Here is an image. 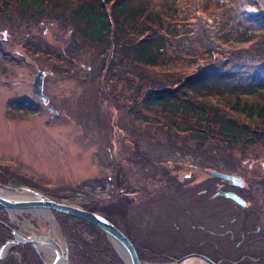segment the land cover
Wrapping results in <instances>:
<instances>
[{"label": "rangeland", "instance_id": "obj_1", "mask_svg": "<svg viewBox=\"0 0 264 264\" xmlns=\"http://www.w3.org/2000/svg\"><path fill=\"white\" fill-rule=\"evenodd\" d=\"M82 1L42 0L31 11L21 10L18 0L0 1V184L80 208L116 193L124 200L113 212L132 239L157 252L174 253L173 261L145 259L142 264H175L176 256L194 250L217 262L264 256V139L245 138L229 147L218 136L203 145L168 133L169 120L143 108L138 96L146 84L144 75L158 80L171 74L161 65L146 73L127 56L124 43L143 37L131 27H122L109 44L83 37L72 17ZM173 1L183 10L171 20L174 32L184 34L180 32L199 18L207 21L212 35L207 43L202 34L185 40L184 47L197 53L220 44L224 58L232 52L247 73L260 69L254 51L245 49L249 44L215 38L212 30L227 33L226 27L239 23L249 27L256 13L264 17V0H249L255 6L246 0H195L197 18L187 10L194 0ZM260 35L264 37V29ZM169 40L184 51L180 42L175 46ZM253 48L263 50L264 39ZM174 55L169 46L167 56ZM39 71L44 72L46 104L32 93ZM211 96L216 107L227 110L225 95ZM14 99H26L31 108L13 110L8 102ZM232 116L247 122L245 116ZM204 170L238 175L243 186L211 180ZM218 189L237 192L246 207L236 209L228 198L212 196ZM3 211L15 233L25 238L48 235L54 223L67 247L53 212ZM256 227L262 229L256 242L236 246L241 233ZM254 238L248 234L246 239Z\"/></svg>", "mask_w": 264, "mask_h": 264}, {"label": "trees", "instance_id": "obj_2", "mask_svg": "<svg viewBox=\"0 0 264 264\" xmlns=\"http://www.w3.org/2000/svg\"><path fill=\"white\" fill-rule=\"evenodd\" d=\"M41 2L42 0H18V5L23 11H31L39 7ZM177 2L173 0L170 2L166 0H83L73 12L72 17L73 22L81 25V35L97 43L101 41L109 44L110 37H115L118 31L122 32L124 26L131 27L132 31L135 30L137 34L143 36L136 42L126 41L124 50L127 48V56L140 67L146 68V73L152 72L153 68L161 65L166 68L165 72L171 74V77L167 75L165 79L160 78L161 80L144 75L142 79H145L146 84L143 91L139 90L141 93L138 96L143 108L156 111L165 120H169L166 123L170 127L167 129L168 133L176 136L184 135L186 139L203 145L210 144V141L218 136L229 147L240 144L245 138H250V141L257 138L263 140L264 49H254L253 45L258 42V39H264L260 35L264 29V17L256 13V19L252 20V25L247 27L239 23L237 27L228 26L224 29L227 33L212 30L215 38L221 37L227 41L249 44L245 49L254 51V54H251L261 66L255 73L250 74L242 65L234 62L236 57L232 55V52L224 58L223 52L219 50L220 44L208 45L205 52L197 53H192L190 47H184L185 40L192 41L202 34L201 37L207 43L209 42L207 36L212 37V35L207 21L193 16L198 6L195 0L187 10L190 12L189 16L197 18L196 24L180 32L184 34L174 32L175 25L171 20L175 21L178 13L183 12L180 3L177 4ZM247 2L255 6L249 0H246ZM228 16V20L231 16L233 17L230 12ZM234 19L237 23L240 22V19ZM171 38L175 46L180 42L184 51L175 49L171 44L172 41L169 40ZM169 46L174 49L176 54L174 57L167 56ZM214 57H218V61H215L217 58ZM213 92L225 95L224 106L227 110L221 109L218 105L216 107L212 103L215 94L211 96ZM8 103L13 110L25 111L30 107L26 105L28 104L26 99H14ZM232 115L245 116L247 122H240ZM209 178L222 182L217 178L210 176ZM212 196L218 197L216 193ZM123 200L124 198L115 193L109 200L105 198L95 201L94 204L84 206L82 209L98 213L121 230L134 244L139 260L173 261L174 253L167 255L162 250L157 252L151 246H142V243L132 239L130 230H127V226L122 224L117 219V214L113 212L115 207L122 205ZM3 210L0 207V245L12 239L11 230H15V226L10 223ZM52 212L70 254L69 264H125L106 234L96 226L75 217ZM178 257L180 255L176 256ZM31 263L41 264V257L32 246L26 244L10 245L0 261V264ZM247 264H253V262L248 261Z\"/></svg>", "mask_w": 264, "mask_h": 264}, {"label": "water", "instance_id": "obj_3", "mask_svg": "<svg viewBox=\"0 0 264 264\" xmlns=\"http://www.w3.org/2000/svg\"><path fill=\"white\" fill-rule=\"evenodd\" d=\"M43 77L44 72L39 71L33 79V85H32V93L36 95L44 104L48 102V97L44 95L43 91ZM48 110L52 113L55 111L48 105ZM207 174L212 178L220 179L222 182H227L228 184L232 186H239L242 187L244 181L238 176V175H231L227 173H221L219 171L215 170H205ZM0 189L4 190L5 192H10L12 194H18L19 192H23L25 189L23 188H12L9 186H4L0 184ZM33 194L32 197L29 199H23V198H10V197H4L0 195V207H2L5 210H24V209H35L40 210L44 209L48 212L55 211L60 214H65L70 217H75L79 220L86 221L94 226H96L98 229L103 231L106 236L108 237L109 241L113 243L114 247L115 244H117L122 252H124V255L126 257V260L121 257L123 262L126 264H142L140 262L138 253L135 250L134 244L132 241L127 238V236L118 228L115 227L113 223H111L109 220L104 219L101 215L98 213L91 212L86 209H82L80 207H77L75 205L66 204L64 202H58L52 199H49L45 197L42 194H38L36 192L31 191ZM223 197H226L230 200H232L234 203H238L241 207H245L246 203L245 201L236 193V192H230V191H224L219 192ZM11 233L13 235L12 239H9L8 241L2 243L0 245V261L4 258V255L6 254L7 250L10 248V245H20V244H26L30 245L34 248L35 252L39 255V251L37 249L39 240H42L44 238L49 239L51 244H54L58 255L62 259L63 264H69L70 262V254L68 253L67 247H65L64 251H62L60 244H58L57 241L54 239L47 238L45 236H35L31 235V237H22L21 235H17L14 230H11ZM39 238V239H38ZM116 249V248H114ZM116 251V250H115ZM119 254V252H117ZM199 259L207 264H219L220 262H214L212 259L203 256L198 253L194 254H188L184 255L181 258L176 259L177 264H185L187 261L192 259ZM128 262V263H127ZM41 264H47L44 258H41Z\"/></svg>", "mask_w": 264, "mask_h": 264}, {"label": "bare ground", "instance_id": "obj_4", "mask_svg": "<svg viewBox=\"0 0 264 264\" xmlns=\"http://www.w3.org/2000/svg\"><path fill=\"white\" fill-rule=\"evenodd\" d=\"M0 195H2L4 197L15 198V199H18V198L29 199L30 197H32L33 194L30 191L29 192H27V191L19 192L18 194H12L10 192L4 191L2 193L0 192ZM44 211L47 212V210H44V209L36 210V212H38L39 214H41V212H44ZM56 232L57 231L55 228V224L52 223V225L50 227L49 234L43 235V236L50 238V239H54L55 241H57L58 244H60L62 251H64L65 244L62 243V241L59 239L58 233H56ZM35 236H38V235H35ZM115 246L117 248V251L120 252L122 257L124 258V260L127 261L125 255H124V252H122L121 248L117 244H115ZM37 249H38L39 253H43L45 255V257H46L45 261L47 264H63L62 259L58 255L54 244H51L49 239L44 238L42 240H39V244H38ZM175 264H177V263H175ZM185 264H195V260L194 259L189 260Z\"/></svg>", "mask_w": 264, "mask_h": 264}, {"label": "flooded vegetation", "instance_id": "obj_5", "mask_svg": "<svg viewBox=\"0 0 264 264\" xmlns=\"http://www.w3.org/2000/svg\"><path fill=\"white\" fill-rule=\"evenodd\" d=\"M221 185V184H220ZM219 185V186H220ZM230 185V184H229ZM217 186V185H216ZM231 186V185H230ZM231 188H237L236 186H234V187H232L231 186ZM219 192H221V189H218V190H214V193H216V195L217 196H222ZM237 193V192H236ZM223 197V196H222ZM228 200H230V199H228ZM231 202H233L232 200H230ZM234 203V202H233ZM237 205L235 206V208L236 209H238L239 207H241L238 203H236ZM247 205V204H246ZM239 206V207H238ZM246 207V206H245ZM245 207H243V208H245ZM242 208V207H241ZM236 217H239V215H237ZM261 231H262V229H261V227H256L254 230H249L246 234H245V232H243V233H241V239L239 240V241H237L236 242V246H240L241 244H244L245 243V241H247V243L249 242V243H253V242H256L257 240H258V235H260V233H261ZM231 231H227V232H225L224 234H228V235H231ZM253 235V236H255V238L254 239H246L247 238V235ZM232 238V240H233V237H231ZM256 240V241H255ZM194 253H198V254H201L200 252H198V251H189V252H186V253H184L181 257H183L184 255H188V254H194ZM181 257H179V258H181ZM248 261H251V262H253V264H256V263H259L260 261L261 262H264V256H259V258H257V259H254V260H250V259H247ZM246 260V261H247ZM246 261H245V259L244 258H240V259H238V261H232L231 259H223V261H220V263H229V264H237V263H242V262H244V263H246ZM219 263V264H220ZM243 264V263H242ZM247 264V263H246ZM264 264V263H263Z\"/></svg>", "mask_w": 264, "mask_h": 264}]
</instances>
